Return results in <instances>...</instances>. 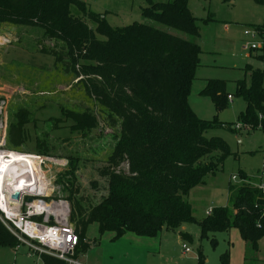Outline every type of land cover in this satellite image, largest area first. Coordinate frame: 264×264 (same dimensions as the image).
<instances>
[{"label": "trees", "instance_id": "1", "mask_svg": "<svg viewBox=\"0 0 264 264\" xmlns=\"http://www.w3.org/2000/svg\"><path fill=\"white\" fill-rule=\"evenodd\" d=\"M257 1L264 4V0ZM142 13L149 21L112 26L83 0H0V29L5 24L37 27L44 37L55 40L54 47L45 46L41 53L80 77L87 94L116 129L107 164L99 169L107 178V192L92 203L74 198L75 190L69 191L70 222L80 236L75 256L87 250L85 239L94 222L101 233L113 232L114 239L127 233L156 237L163 229L177 232L186 223H198L201 238H211L214 246L216 233L237 228L248 247L258 249L264 237V197L251 184L250 176H241L249 183L230 186L231 206L215 207L201 221L187 198L232 154L225 139L207 136L209 130L225 123L201 118L189 101L196 71L202 65L200 20L192 13L189 0H148ZM90 21L96 23L95 29ZM245 69L251 78L249 83H237L236 95L246 102L239 119L252 123L253 129H264V69L251 65ZM201 94L222 107L231 95L223 79L207 80ZM29 115L25 108L14 113L7 133L11 148L20 149L28 140ZM64 115L73 121L75 131L99 126L97 114L90 109H65ZM37 149L46 155L50 152L49 144L41 139ZM69 167L67 174L74 181H67L73 187L77 158H70ZM181 236L193 240L189 233L181 232ZM0 244L9 248L19 244L1 220ZM221 260L230 264L229 251ZM43 261L66 264L49 255ZM204 261L200 250L198 264Z\"/></svg>", "mask_w": 264, "mask_h": 264}, {"label": "rangeland", "instance_id": "2", "mask_svg": "<svg viewBox=\"0 0 264 264\" xmlns=\"http://www.w3.org/2000/svg\"><path fill=\"white\" fill-rule=\"evenodd\" d=\"M83 1L112 26L149 21L142 13L148 0ZM189 7L200 20L203 49L202 65L191 85L190 105L200 117L216 118L227 124L209 130L207 136L222 137L232 151L220 169L207 174L204 183L194 187L187 197L197 221H201L210 208L231 206L230 186H241L242 175L255 181L264 161V129H253L252 123L239 119L246 109V102L236 95L240 80L250 82V72L245 69L247 65L264 69V60L248 49L249 37L245 35L247 28L263 22L264 4L257 0H189ZM73 12L78 14L76 9ZM90 25L96 28V23L90 21ZM157 25L185 35L176 29ZM55 45V40L44 37L37 27L5 24L0 29V148L45 157L42 169L51 182V197L68 200L69 191L75 190L74 198L95 203L107 192V178L99 169L107 164L116 129L111 127L100 105L87 94L79 82L80 77L73 71L64 70L52 56L40 51L45 46ZM209 79L226 81L227 91L233 99L223 107L201 94ZM19 108L30 113V123L26 126L28 140L20 149H14L8 143L7 133ZM65 109H90L97 114L99 126L75 131L73 121L64 115ZM236 122L242 124L239 131L231 128ZM38 139L49 144V154L38 151ZM71 157L77 158L79 165L73 187L67 181L68 178L74 181V177L67 174L71 170ZM122 168L126 169V164ZM68 187L70 189H66ZM181 232L191 234L193 240L185 239L179 243ZM215 238L216 246L211 238H201L198 223H186L177 232L163 229L156 237L127 233L114 239L113 232L101 233L98 223L94 222L87 231V250L78 256L84 264H198L202 250L204 264H223L221 256L229 251L230 264H264V237L259 241V250L251 245L248 247L247 260L239 229L216 233ZM183 244L190 248L189 252L185 251ZM40 263L39 257L27 245L22 244L17 249L0 244V264Z\"/></svg>", "mask_w": 264, "mask_h": 264}, {"label": "built area", "instance_id": "3", "mask_svg": "<svg viewBox=\"0 0 264 264\" xmlns=\"http://www.w3.org/2000/svg\"><path fill=\"white\" fill-rule=\"evenodd\" d=\"M245 35L249 37L248 49L264 59V21L247 28ZM228 98L232 100L233 96L229 95ZM231 128L239 131L242 124L236 122ZM0 153L3 155L1 159L9 161L2 163L6 165L5 171L9 170L12 175L9 184L0 186V220L18 238L16 248L27 245L39 257L40 264H44V255L60 259L66 264H84L79 256H75L80 236L70 222V203L51 197V182L42 169L45 157L3 148H0ZM11 154L22 158H15ZM15 162L17 167H13ZM3 173L6 176L7 173ZM255 178L251 184L264 197V161ZM233 179L237 180V177L233 176ZM244 182L249 183V180L241 178V183ZM16 193H20V196L15 200L13 196ZM212 210L210 208L207 214H211ZM183 248L186 252L190 251L186 244H183Z\"/></svg>", "mask_w": 264, "mask_h": 264}, {"label": "bare ground", "instance_id": "4", "mask_svg": "<svg viewBox=\"0 0 264 264\" xmlns=\"http://www.w3.org/2000/svg\"><path fill=\"white\" fill-rule=\"evenodd\" d=\"M11 155L15 158H18V159L22 158L21 156H16V154H11ZM1 157H3L2 153H0V186H2L3 184H5V185L9 184L11 182V179H12L11 172H9V170L5 171L6 165H2L3 162H4V164H6V162H9V161H4V158L1 159ZM15 166L16 167L18 166V164L16 162L14 163L13 167H15ZM3 172L7 173L6 176Z\"/></svg>", "mask_w": 264, "mask_h": 264}, {"label": "crops", "instance_id": "5", "mask_svg": "<svg viewBox=\"0 0 264 264\" xmlns=\"http://www.w3.org/2000/svg\"><path fill=\"white\" fill-rule=\"evenodd\" d=\"M264 21V20H263ZM199 43H200V40H199ZM201 45V44H200ZM202 51H203V49H202ZM203 53V52H202ZM233 96V95H232ZM191 98V97H190ZM189 101H190V99H189ZM202 118V117H201ZM204 119V118H203ZM208 215V214H207ZM185 225V224H184ZM184 225L183 226H181V227H184ZM180 227V228H181ZM178 231V230H177ZM242 241H243V243H244V247H245V259L247 260V254H248V245H247V243L245 242V240H243V238H242ZM261 241V240H260ZM179 243H183V239H182V236H181V239H179ZM259 250V249H258ZM81 260V259H80Z\"/></svg>", "mask_w": 264, "mask_h": 264}, {"label": "water", "instance_id": "6", "mask_svg": "<svg viewBox=\"0 0 264 264\" xmlns=\"http://www.w3.org/2000/svg\"><path fill=\"white\" fill-rule=\"evenodd\" d=\"M19 196H20V193H16L14 196H13V199H18L19 198Z\"/></svg>", "mask_w": 264, "mask_h": 264}]
</instances>
